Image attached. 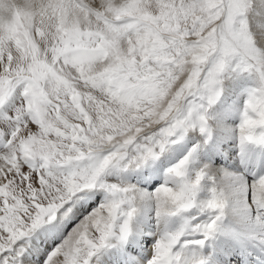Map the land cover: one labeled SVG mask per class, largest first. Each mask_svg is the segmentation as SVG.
<instances>
[{"label": "snow or ice", "instance_id": "obj_1", "mask_svg": "<svg viewBox=\"0 0 264 264\" xmlns=\"http://www.w3.org/2000/svg\"><path fill=\"white\" fill-rule=\"evenodd\" d=\"M0 264H264V0H0Z\"/></svg>", "mask_w": 264, "mask_h": 264}]
</instances>
